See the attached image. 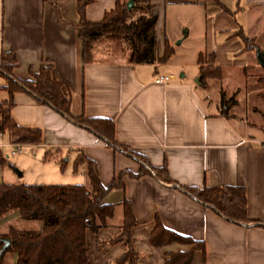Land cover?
<instances>
[{
	"label": "crops",
	"instance_id": "obj_1",
	"mask_svg": "<svg viewBox=\"0 0 264 264\" xmlns=\"http://www.w3.org/2000/svg\"><path fill=\"white\" fill-rule=\"evenodd\" d=\"M76 1L0 0V53L13 54L12 75L21 81L29 80V70L36 72L39 66L50 65L67 90L70 116L111 122L113 141L141 156L149 166L163 167L172 184L191 189L243 188L248 222L238 225L224 221L152 173L129 177L139 169L134 159L107 147L88 130L21 92L10 96L8 114L17 126L39 130L38 144L20 145L28 148L32 157L34 150L38 155L41 151L42 159H35V169L30 173L22 169L20 158L7 162V145L12 143L5 132L0 133V184L86 187L85 161L94 164L102 187L119 181L121 186L108 190L101 199V204L111 207L103 225L95 232L84 230L86 257L91 264H117L124 253L123 238L108 243L122 225L123 202L129 204L134 222L129 241L136 255L135 264H164L168 255L186 252L197 243L202 245V251L194 249L188 264H264L262 133L257 130L252 134L247 127L233 126L215 105L208 106L200 94L205 88L194 85L192 75L175 77L167 70H157L158 64L131 65L127 58H99L98 39L90 45V59L81 63ZM115 1L122 0H89L83 8L84 20L100 21L104 13L113 9ZM216 2L219 5L204 0H148L155 13L153 40L157 57L164 47L180 45L191 35L187 44L196 68L198 54L204 59L211 55V64L219 68L221 77L219 53L212 44L224 45L225 58L249 51L241 36L246 39V31L264 20V0ZM197 31L202 36L200 40ZM256 50L264 54L263 49ZM249 67L241 65L239 71L244 74L242 70ZM163 74L169 75L167 82H153ZM4 83L0 76V86ZM6 99V92L0 91V103ZM20 153L21 149L12 155ZM49 160L60 161L57 170L67 181L39 183L30 179H43ZM155 223L192 243H164ZM8 227L39 230L41 223L22 221L17 211H9L0 217V234L6 233ZM2 262L15 264V255L5 253ZM183 263L184 258L178 257L172 264Z\"/></svg>",
	"mask_w": 264,
	"mask_h": 264
},
{
	"label": "trees",
	"instance_id": "obj_2",
	"mask_svg": "<svg viewBox=\"0 0 264 264\" xmlns=\"http://www.w3.org/2000/svg\"><path fill=\"white\" fill-rule=\"evenodd\" d=\"M126 1L122 0L120 3L115 1L113 9L104 13L98 22H87L83 18V8L89 0L76 1L77 36L81 44V63L90 59V45L101 37L125 40L128 45L126 60L131 65H154L168 59L172 52L169 47H164L160 58L156 56L153 40L155 13L151 12L148 0H132L129 9L125 8ZM204 1L219 5L216 0ZM241 40L244 48L251 50L250 43L242 36ZM196 65L200 83L206 79L218 80L220 78L219 68L211 64V55L204 59L201 54H198ZM14 67L13 54L10 51H2L0 53V76L3 77L5 83L0 86V91L6 92L7 99L0 104L2 106V109L0 108V133L5 132L9 142L36 145L40 139L38 129L17 126L8 114V109L12 106L10 96L14 92H21L72 124L88 130L107 147L134 159L139 169L134 175L128 174L129 177L135 178L152 173L155 178H163V181L171 184L172 188L181 191L202 207L213 211L224 221L238 225L248 222L245 218L243 188L224 186L191 189L172 184L166 178L163 167L157 169L149 166L141 156L127 151L124 146L113 141L111 122L70 116L67 90L55 76L50 65L39 66L36 72L29 70L30 79L25 81L18 80L12 75L11 70ZM242 71L244 73L246 68ZM258 80L264 82V75ZM220 102L223 103L222 93ZM221 113L225 115V112ZM260 132L264 136V124L260 127ZM85 164L88 179L86 187L82 185L0 184V217L9 211H17L20 220L41 223L39 230H16L8 227L6 233L0 234V247L2 239L8 240V246L0 252V264H3L2 257L5 253L15 255V264H91L86 257L84 230L95 232L103 225L104 218L110 215L111 207L101 204V199L108 190L120 187L121 184L119 181H111L106 187H102L98 182L94 164L90 161H85ZM122 208V225L118 234L108 243L123 238L125 251L117 264H135L136 255L129 241V229L134 222L129 204L123 202ZM253 225L259 227L262 224ZM154 228L158 230L157 235L164 238V243L173 241L183 244L192 243L187 238L164 230L157 223ZM151 243L154 244L152 240ZM194 249L202 251V245L197 243L186 252L168 255L164 264H172L178 257L184 258L183 264H188Z\"/></svg>",
	"mask_w": 264,
	"mask_h": 264
},
{
	"label": "rangeland",
	"instance_id": "obj_3",
	"mask_svg": "<svg viewBox=\"0 0 264 264\" xmlns=\"http://www.w3.org/2000/svg\"><path fill=\"white\" fill-rule=\"evenodd\" d=\"M197 34V39H202L199 31H197ZM245 34L246 40L252 46L251 50L247 52H235L231 57L225 58L224 45L218 46L217 43L212 44L217 55L219 53V63L222 65L221 77L218 80L208 79L200 83L197 68L194 65L192 54L189 51L190 47L187 44L191 35L180 45H171L172 52L170 58L168 61L158 64L156 69L167 70L175 77L179 75L189 77L192 75V83L205 88L204 90H200V94L201 97L204 96V100L208 106L215 105L218 112H225L233 126L247 127L250 133L257 134L260 131V127L264 124V82L258 80L264 74L256 63L255 51L257 47L264 51V20L255 24V26L253 25ZM98 41L96 49L98 50L99 58L117 61L127 58L128 45L122 38L101 37ZM241 65L250 66L244 74L239 71ZM197 78L196 84L194 81ZM221 93L223 103L220 102ZM0 108L2 109L1 105ZM20 149L21 153L18 156L8 154L10 150L7 149V158L5 159L9 163H13L16 158H20L22 169L25 173H30L35 169V166H32V163L35 164V159L41 161V151L38 155V151L34 150V156L32 157V153H29L30 150L28 148L22 147ZM59 162L57 161L55 163L49 160L44 167V178L41 179L40 177L38 180L34 176V178L30 179L34 182L38 181L39 183L42 181L45 183L67 181L63 180L65 179V175L57 170ZM25 223L23 222V224Z\"/></svg>",
	"mask_w": 264,
	"mask_h": 264
},
{
	"label": "water",
	"instance_id": "obj_4",
	"mask_svg": "<svg viewBox=\"0 0 264 264\" xmlns=\"http://www.w3.org/2000/svg\"><path fill=\"white\" fill-rule=\"evenodd\" d=\"M132 0H127L125 2V8L129 9L131 6ZM178 44V42H176ZM255 60L258 65V67L261 69V71L264 74V57L261 51L256 50L255 51ZM198 78L194 81L197 84ZM1 247H0V252H2L7 246H8V240L7 239H2L1 240Z\"/></svg>",
	"mask_w": 264,
	"mask_h": 264
},
{
	"label": "built area",
	"instance_id": "obj_5",
	"mask_svg": "<svg viewBox=\"0 0 264 264\" xmlns=\"http://www.w3.org/2000/svg\"><path fill=\"white\" fill-rule=\"evenodd\" d=\"M170 79L169 75L163 74V75H159L156 78H154L153 82L154 83H165ZM7 147L10 149L9 154H16L20 151L21 145L18 143H12L7 145ZM264 149V146H263Z\"/></svg>",
	"mask_w": 264,
	"mask_h": 264
}]
</instances>
